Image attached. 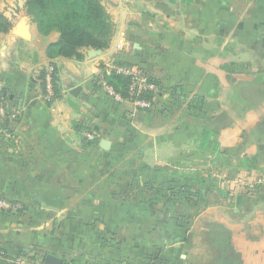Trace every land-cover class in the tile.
<instances>
[{"label": "crops", "instance_id": "1", "mask_svg": "<svg viewBox=\"0 0 264 264\" xmlns=\"http://www.w3.org/2000/svg\"><path fill=\"white\" fill-rule=\"evenodd\" d=\"M102 3L116 31L96 57L49 59L59 34H41L27 15L0 33V93L16 116L0 137V198L16 206L0 212V253L64 264H240L241 253L243 264H264V98L254 93L264 89V0ZM23 21L30 40L14 35ZM117 62L159 80L157 108L107 96L100 80ZM178 151L216 173L177 172L191 169L173 163ZM148 183L188 186L204 201L174 223L164 204L149 205Z\"/></svg>", "mask_w": 264, "mask_h": 264}, {"label": "trees", "instance_id": "2", "mask_svg": "<svg viewBox=\"0 0 264 264\" xmlns=\"http://www.w3.org/2000/svg\"><path fill=\"white\" fill-rule=\"evenodd\" d=\"M25 9L26 15L30 17L32 23L36 25L41 34L45 36L52 32L59 34L58 41L51 44L47 50V57L51 60L60 57L82 60L84 58V50L106 51L115 35V25L102 0H27ZM12 29L13 23L0 12V33L7 34ZM116 64L131 67V65L121 62ZM46 76L47 73H44L42 76L43 81ZM149 77L160 87L158 79L150 75ZM52 82L56 93L57 76L55 70L52 73ZM100 82L101 85L107 84L113 87L123 98H129L130 77L113 72L105 74ZM43 88L47 95L46 84ZM254 93L261 99L264 98V89L254 90ZM155 96L157 94L143 93L140 98L155 101ZM0 106L7 109L4 93H0ZM82 129L81 126L76 127L79 133L82 132ZM94 141L83 139L86 147H90ZM142 190L149 193V198L147 199L149 205L164 203L162 212L166 214L165 216H169L172 210L173 214L177 215L175 220L173 217V220L177 223L189 221L191 215L185 214L184 211L190 210L193 204H201L204 201L201 192L188 186H178L171 183H148L142 187ZM178 207H184L183 213L177 211ZM15 258L17 257L13 254L4 251L0 254V264H17L14 261Z\"/></svg>", "mask_w": 264, "mask_h": 264}, {"label": "built area", "instance_id": "3", "mask_svg": "<svg viewBox=\"0 0 264 264\" xmlns=\"http://www.w3.org/2000/svg\"><path fill=\"white\" fill-rule=\"evenodd\" d=\"M109 73H116L118 75H123L131 78V87L129 90V98H123L116 90L108 86L107 84H103L106 88V93L109 98H111L115 103L118 104H131L138 110L142 111H151L155 109V101L141 99L140 95L143 93H151L157 94L159 91V87L151 80L148 74H145L137 67H128V66H119L117 67H109ZM140 70V71H139ZM53 69H51L46 76V89L47 95L46 99L51 101L54 95V85L52 82V73ZM52 98V99H51ZM12 117L16 118L14 114H10L5 107L0 106V133L4 129V123L8 118ZM89 141H94L95 137L93 134H89L87 137ZM13 205L3 199H0V212H7L12 209ZM2 254V253H0ZM17 264H44L43 262H29L24 260L23 258L17 257L14 260Z\"/></svg>", "mask_w": 264, "mask_h": 264}, {"label": "rangeland", "instance_id": "4", "mask_svg": "<svg viewBox=\"0 0 264 264\" xmlns=\"http://www.w3.org/2000/svg\"><path fill=\"white\" fill-rule=\"evenodd\" d=\"M26 1L27 0H0V12L10 21V22H12L13 23V25H14V23L15 22H17V21H19V20H23V18L25 17V15L27 14L26 13V9H25V3H26ZM106 66V70L107 71H110L109 69V67H117V64L116 63H108V64H106L105 65ZM51 69H49V71H50ZM48 71V72H49ZM140 71V70H139ZM142 71V70H141ZM48 72H47V74H48ZM142 72H144V71H142ZM145 73V72H144ZM107 74H111V73H107ZM146 74V73H145ZM158 95H159V91H158V93H157V96H155V98H154V100H155V107L156 106H158V104L156 103V101H157V98H158ZM54 96H55V92H54V95H53V97L52 98H54ZM47 98V97H46ZM51 98V99H52ZM197 106H198V104H193V103H191V104H186V105H184V107H185V110H186V112L187 113H192V111H195L196 109H197ZM157 108V107H156ZM2 136H4L5 138H8L9 136L8 135H6V129L4 128L3 130H2V132L0 133V137H2ZM89 136V134L87 135V137ZM13 139V138H12ZM176 155L178 156L177 158V162H173L176 166H181L182 164H189L190 165V170L189 171H187V170H185V168H182V169H180V170H178L177 172H180L181 174H184V175H187V174H189L190 176L192 175V174H196V173H199L200 174V171L202 170V171H207L206 173H210V174H213V173H216L215 171H216V169L214 168V166L213 165H211L209 162H207V163H203V162H199V164L197 163V162H180V160H179V151L176 153ZM128 163V165H131L133 162H127ZM143 162H139L138 163V165L137 166H139L140 164H142ZM150 162H144V164H149ZM128 165H125L124 167H125V171L128 173L130 170H128ZM149 166V165H148ZM199 171V172H198ZM132 173H138V170H136V169H133V172ZM154 173V170H145V172H140V174L141 175H145V176H149V175H151V174H153ZM171 174V173H170ZM161 175H163V173L161 172ZM263 180V179H262ZM261 180V184L260 185H264V180L262 181ZM248 182V181H247ZM246 181H244L243 179H239L238 180V184L240 185V187H243V185H244V189H249V190H251V191H253V192H255L256 191V187H255V185H252V184H248V185H245L246 183H247ZM248 191V190H247ZM0 199H3V198H0ZM4 200V199H3ZM162 204H164V203H162ZM169 207H171V205H169ZM194 208V207H193ZM183 209H184V207H178V209H177V211L178 212H182L183 213ZM11 210H16V206H14L13 205V207H12V209ZM192 210V209H191ZM190 210V211H191ZM187 212H189V211H184V213L186 214ZM173 217H174V220H175V218H177V215H173ZM167 219H172L171 218V216L169 215V216H167ZM174 223H175V221H174ZM181 223H183V224H185V222H181ZM258 241V240H257ZM257 241H256V243H257ZM237 249H239V248H237ZM236 249V250H237ZM241 250V249H240ZM236 254H234L233 255V259L235 260V261H238V262H240V264H243V258H242V254L240 253L239 255H236ZM245 258V257H244Z\"/></svg>", "mask_w": 264, "mask_h": 264}, {"label": "water", "instance_id": "5", "mask_svg": "<svg viewBox=\"0 0 264 264\" xmlns=\"http://www.w3.org/2000/svg\"><path fill=\"white\" fill-rule=\"evenodd\" d=\"M13 32H14V35L16 37H18L22 40H30L31 39L29 27L26 25L25 21L21 22V24L18 25L17 28H15ZM100 53H101V51L93 50L90 52V56L96 57ZM80 91H81V88H76L75 94H78ZM102 143H103L102 148L104 150L110 149V147H111L110 142L103 141ZM43 263L44 264H64L63 260L61 258L55 257L53 255H46L43 259Z\"/></svg>", "mask_w": 264, "mask_h": 264}]
</instances>
